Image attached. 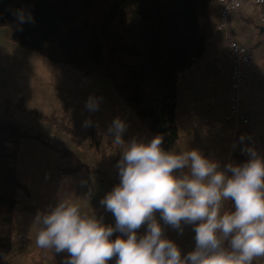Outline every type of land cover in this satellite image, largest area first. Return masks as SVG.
<instances>
[{"label": "clouds", "instance_id": "1", "mask_svg": "<svg viewBox=\"0 0 264 264\" xmlns=\"http://www.w3.org/2000/svg\"><path fill=\"white\" fill-rule=\"evenodd\" d=\"M15 15L21 25L34 23L22 9ZM99 103L89 97L85 107L98 111ZM126 131L119 117L108 128L115 144H127L117 163L119 184L100 201L115 224L83 214L76 203L58 201L35 217L38 247L67 253L64 264H109L114 257L115 264H254L264 258V156L242 149L247 161L221 169L196 149L165 150L163 136L125 142ZM229 201V210H223ZM164 225L181 233L191 226L194 249L182 254ZM115 233L120 235L112 239Z\"/></svg>", "mask_w": 264, "mask_h": 264}, {"label": "trees", "instance_id": "2", "mask_svg": "<svg viewBox=\"0 0 264 264\" xmlns=\"http://www.w3.org/2000/svg\"><path fill=\"white\" fill-rule=\"evenodd\" d=\"M214 1L0 0V26H11L19 45L50 61L110 80L151 135L163 136L162 147L172 151L180 139L178 82L206 51L215 30ZM21 9L34 23H19L15 13ZM50 119L59 129L73 132L54 115ZM88 136L93 138L92 129ZM25 138L42 139L18 122L0 119V264H9L14 249L19 191L28 193L17 171ZM237 140L233 159L241 164L249 159L242 151L247 142L239 136ZM83 169L67 165L60 175ZM231 203L225 202L223 210Z\"/></svg>", "mask_w": 264, "mask_h": 264}, {"label": "rangeland", "instance_id": "3", "mask_svg": "<svg viewBox=\"0 0 264 264\" xmlns=\"http://www.w3.org/2000/svg\"><path fill=\"white\" fill-rule=\"evenodd\" d=\"M190 75V72H185L178 82L177 124L181 127L182 137L172 151L181 153L196 149L207 157L208 153L197 148L189 137L188 125L192 120L190 118L189 122L188 111L192 108L205 110L210 102L204 99L210 100L215 91L192 89L197 82H191ZM89 97L99 99L98 111L86 109ZM191 99L195 101V107L189 105ZM227 106L226 91V111ZM222 114L226 121L224 108H221L220 116ZM53 115L71 127L73 132L54 125L50 119ZM117 117L127 124V131L123 134L125 142L133 139L148 142L153 138L110 80L86 75L70 65L50 61L41 53L19 45L14 40L11 26H0V119L18 122L43 139L25 138L21 143L17 171L28 193L20 190L18 194L14 211V251L8 257L13 258L19 249L28 253L31 245L29 238L37 237L34 234L38 232L35 222L37 213L43 215L58 201L67 200L79 205L85 196L100 195L85 189L80 194L75 186H64L62 180L74 179L79 171L60 175L61 167L84 166L86 182L97 181L102 190L110 192L119 184L117 163L127 144H115L108 133L109 126ZM89 119L92 126L84 127ZM90 129L94 132L93 138L88 136ZM64 194L65 199L62 198ZM76 196H81L82 202H76ZM37 252L34 249L31 255Z\"/></svg>", "mask_w": 264, "mask_h": 264}, {"label": "crops", "instance_id": "4", "mask_svg": "<svg viewBox=\"0 0 264 264\" xmlns=\"http://www.w3.org/2000/svg\"><path fill=\"white\" fill-rule=\"evenodd\" d=\"M220 7L221 5L215 0L212 8L215 30L207 40L203 57L185 72L191 73L189 78L191 82H197L196 86H192V89L215 91L210 100L204 99V101L210 102L205 110L192 108L188 111L189 122L190 118L192 120L188 129L189 137L192 138L196 147L208 153L207 158L219 162L223 169L229 162L240 164L233 159L234 153L239 149L238 136L245 137L247 148H252L260 156H264V25L262 24L261 9L252 0H246L242 7L234 13L233 22L237 39L241 44L250 48L253 55V68L249 73L248 82L243 87V111L249 118V122L240 125L238 129H231V125L224 120L223 114L220 116L221 108H224L226 114V91L229 87L232 57L224 34L216 29ZM189 105L195 107V101L191 99ZM233 136L234 142L232 141ZM84 170L75 174L74 179H63L62 184L75 186L80 194L83 189L99 192L100 195L97 197L94 194L85 196L83 203L78 206L83 214H94L98 219H102L104 224L114 225V216L100 204L101 199L109 190L100 189L97 181L86 182ZM82 182L84 183L82 184ZM65 197L66 194L62 198L65 199ZM76 197H78L76 202H82L81 196ZM157 219H159L158 214ZM161 223L163 225L162 221ZM36 225L39 232L40 225L38 223ZM163 227L166 237L178 245L182 254H187L194 249L195 233L191 226L185 225L182 233L170 226L164 225ZM144 231V228L139 230L140 234H143ZM38 232H34V234H38ZM118 235L120 234L115 233L112 239ZM35 240L36 237L29 238L31 245L28 253L25 249H19L13 258L8 257L9 264H64L67 253H55L52 249L40 248ZM34 249H37L38 252L31 255ZM109 264H115V257L109 261ZM254 264H264V258L254 261Z\"/></svg>", "mask_w": 264, "mask_h": 264}, {"label": "built area", "instance_id": "5", "mask_svg": "<svg viewBox=\"0 0 264 264\" xmlns=\"http://www.w3.org/2000/svg\"><path fill=\"white\" fill-rule=\"evenodd\" d=\"M246 0H217L221 5L218 13L216 29L224 34L225 42L231 53V65L229 70V87L227 90L226 121L232 125V129H238L242 124L249 122L243 113L244 85L248 82V76L253 68V55L247 45L241 44L236 35L233 16ZM261 9L262 24L264 25V0H252Z\"/></svg>", "mask_w": 264, "mask_h": 264}]
</instances>
